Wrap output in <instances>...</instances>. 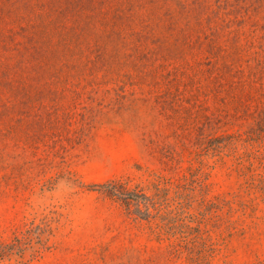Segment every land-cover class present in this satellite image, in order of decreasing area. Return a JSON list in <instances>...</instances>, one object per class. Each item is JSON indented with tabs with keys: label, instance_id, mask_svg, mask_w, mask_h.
<instances>
[{
	"label": "rangeland",
	"instance_id": "1",
	"mask_svg": "<svg viewBox=\"0 0 264 264\" xmlns=\"http://www.w3.org/2000/svg\"><path fill=\"white\" fill-rule=\"evenodd\" d=\"M6 245L264 264V0H0Z\"/></svg>",
	"mask_w": 264,
	"mask_h": 264
},
{
	"label": "trees",
	"instance_id": "2",
	"mask_svg": "<svg viewBox=\"0 0 264 264\" xmlns=\"http://www.w3.org/2000/svg\"><path fill=\"white\" fill-rule=\"evenodd\" d=\"M18 243H19V240H16ZM0 247H2L3 249H5V248H8V247H10V246H0Z\"/></svg>",
	"mask_w": 264,
	"mask_h": 264
}]
</instances>
